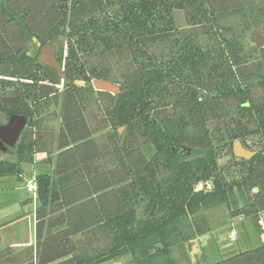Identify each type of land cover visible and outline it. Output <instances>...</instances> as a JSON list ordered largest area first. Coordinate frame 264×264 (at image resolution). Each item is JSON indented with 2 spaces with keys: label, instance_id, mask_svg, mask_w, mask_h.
Masks as SVG:
<instances>
[{
  "label": "trees",
  "instance_id": "1",
  "mask_svg": "<svg viewBox=\"0 0 264 264\" xmlns=\"http://www.w3.org/2000/svg\"><path fill=\"white\" fill-rule=\"evenodd\" d=\"M255 6L264 28V0H0V114L26 119L0 176L38 152L52 168L34 176V245L0 264H177L173 247L210 231L199 212L223 204L264 231V47L244 41ZM47 42L63 76L37 61ZM201 264H264V241Z\"/></svg>",
  "mask_w": 264,
  "mask_h": 264
},
{
  "label": "rangeland",
  "instance_id": "2",
  "mask_svg": "<svg viewBox=\"0 0 264 264\" xmlns=\"http://www.w3.org/2000/svg\"><path fill=\"white\" fill-rule=\"evenodd\" d=\"M249 28L245 30V44L251 45L252 32L261 27H256L252 21L253 16L256 21L260 19V12L255 6V13L247 10ZM175 25L179 28L186 26L185 12L181 9L173 10ZM30 49H33L30 46ZM39 53V52H38ZM56 55V51H55ZM93 62H102L106 66H112L113 61L110 57L95 58ZM56 114V112H55ZM7 117L0 114V125L7 122ZM54 126H57V117L55 116ZM118 130L123 131L122 127ZM251 145V141L248 140ZM53 154L50 157H53ZM33 163H22V172L19 175L9 174L0 176V251L6 248L13 252H18L24 247L33 246L35 243V212L37 207V198L35 191L28 188L29 182H34V176L38 173L51 174L52 168L49 164L42 163L45 153L38 152L34 155ZM0 158L16 160L13 149L1 150ZM229 155H224L218 160L220 166H226L230 160ZM57 185H63L72 180L70 173L63 174L55 178ZM202 184L198 183L196 189H201ZM238 205L242 200L236 195ZM208 221L210 231L201 238L190 240L188 242L177 244L173 247V256L177 264H201L203 262H213L232 255L235 252L251 249L260 245L263 241L261 236L264 233H258L250 218L232 217L226 205L201 210L199 212ZM235 232L234 237L229 234ZM21 242V243H20ZM23 246H7V245ZM192 246L194 249L192 250ZM100 264H135L133 256L127 254L114 260L106 261Z\"/></svg>",
  "mask_w": 264,
  "mask_h": 264
},
{
  "label": "water",
  "instance_id": "3",
  "mask_svg": "<svg viewBox=\"0 0 264 264\" xmlns=\"http://www.w3.org/2000/svg\"><path fill=\"white\" fill-rule=\"evenodd\" d=\"M251 39L257 47H264V28L254 30L252 32ZM37 45L40 46L39 43H37ZM37 61L45 66L57 70L63 76V71L56 60L55 47L52 43L47 42L40 46ZM91 85L96 91H105L113 95L119 94L121 92V88L118 84L104 79H92ZM25 124L26 119L24 117L12 115L8 118V121L5 125L0 126L1 150L4 151L15 144ZM233 154L237 158L249 159L253 156L254 151L244 148L239 141H234ZM262 238L264 241V236Z\"/></svg>",
  "mask_w": 264,
  "mask_h": 264
},
{
  "label": "built area",
  "instance_id": "4",
  "mask_svg": "<svg viewBox=\"0 0 264 264\" xmlns=\"http://www.w3.org/2000/svg\"><path fill=\"white\" fill-rule=\"evenodd\" d=\"M207 187H209V184H207ZM28 188H29L30 190H32V191H35L36 186H35L34 182H29V183H28ZM259 224H260V226H261L262 228H264V221H263V220H260V221H259ZM263 233H264V231H263ZM234 235H235V232H231V233L229 234L230 237H234Z\"/></svg>",
  "mask_w": 264,
  "mask_h": 264
},
{
  "label": "crops",
  "instance_id": "5",
  "mask_svg": "<svg viewBox=\"0 0 264 264\" xmlns=\"http://www.w3.org/2000/svg\"><path fill=\"white\" fill-rule=\"evenodd\" d=\"M7 121H8V119H7ZM6 123H7V122H6ZM6 123L1 124V125H5ZM1 125H0V126H1ZM2 151H3V150H2ZM0 152H1V149H0ZM34 161H35V160H34ZM202 237H203V236H201V238H202ZM261 237H263V236H261ZM199 238H200V237H199ZM262 239H263V238H262ZM20 243H21V242H20ZM19 245L23 246L22 244H18V245L12 244V245H7V246H11V247H12V246H14V247L17 246V247H18ZM193 249H194V246H192V250H193Z\"/></svg>",
  "mask_w": 264,
  "mask_h": 264
},
{
  "label": "flooded vegetation",
  "instance_id": "6",
  "mask_svg": "<svg viewBox=\"0 0 264 264\" xmlns=\"http://www.w3.org/2000/svg\"><path fill=\"white\" fill-rule=\"evenodd\" d=\"M233 150V149H232ZM255 152V151H254Z\"/></svg>",
  "mask_w": 264,
  "mask_h": 264
}]
</instances>
